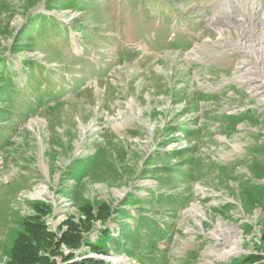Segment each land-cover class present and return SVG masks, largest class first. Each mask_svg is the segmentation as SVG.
I'll return each instance as SVG.
<instances>
[{
	"label": "rangeland",
	"instance_id": "obj_1",
	"mask_svg": "<svg viewBox=\"0 0 264 264\" xmlns=\"http://www.w3.org/2000/svg\"><path fill=\"white\" fill-rule=\"evenodd\" d=\"M255 1L0 0V264H264Z\"/></svg>",
	"mask_w": 264,
	"mask_h": 264
},
{
	"label": "trees",
	"instance_id": "obj_2",
	"mask_svg": "<svg viewBox=\"0 0 264 264\" xmlns=\"http://www.w3.org/2000/svg\"><path fill=\"white\" fill-rule=\"evenodd\" d=\"M106 209V208H105ZM24 231L18 233L14 247L10 253V264H57L56 261H52L47 256L39 254V248L34 245L35 241L40 242L39 235L37 234L39 230H43L42 227L44 225L37 223L35 221H27L23 224ZM76 235V236H73ZM80 235V234H79ZM110 237V232L108 230L99 231V237L94 243H87V247H89L90 251L96 254H102L104 256H108L106 250L107 240ZM85 237L78 236L77 233L71 234L68 236L67 240H65L67 246L69 247V257H66L64 260L66 262L72 261L77 256L72 254L74 251H78L83 246ZM87 240V239H86ZM89 241V240H87ZM263 260L262 257H256L254 255L244 257L243 263L245 264H255ZM67 262V264H68ZM72 264H108L102 261H94V260H85L80 263H72Z\"/></svg>",
	"mask_w": 264,
	"mask_h": 264
},
{
	"label": "bare ground",
	"instance_id": "obj_3",
	"mask_svg": "<svg viewBox=\"0 0 264 264\" xmlns=\"http://www.w3.org/2000/svg\"><path fill=\"white\" fill-rule=\"evenodd\" d=\"M248 2H251V3H250L251 6H253L254 4H255V6L257 5V3H256L255 0H247V3H248ZM257 7H258V6H257ZM258 10H259V9H258ZM261 12H262L263 20H264V11H261ZM261 27H262V29H263L262 31L264 32V26L262 25ZM258 45H260L261 47L257 48L256 50H257V51H259V50H262V51H263V50H264V46H263L262 44H260V43H259ZM191 55H192V53H191ZM262 78H263V77H262ZM217 229H219V226H218ZM220 232L223 233L224 235H230L229 232H228L227 230H223V229L221 230V229H220ZM212 236H214L215 238L217 237V235H214V233L212 234ZM217 238H218V237H217ZM227 253H228V252H226V251L223 252L222 254L220 253V256H226V257H227V256H228Z\"/></svg>",
	"mask_w": 264,
	"mask_h": 264
}]
</instances>
